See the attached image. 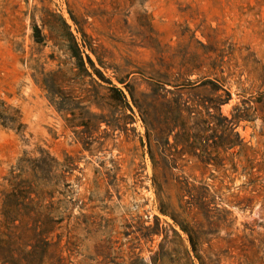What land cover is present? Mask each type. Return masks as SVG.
I'll return each instance as SVG.
<instances>
[{
	"label": "rangeland",
	"instance_id": "obj_1",
	"mask_svg": "<svg viewBox=\"0 0 264 264\" xmlns=\"http://www.w3.org/2000/svg\"><path fill=\"white\" fill-rule=\"evenodd\" d=\"M68 11L85 19L84 30L97 45L102 64L86 53L103 78L86 61L93 81L77 76L74 60L63 47L67 31L80 42ZM141 16L149 18L156 33L158 53L144 40ZM34 24L41 43L32 37ZM186 67L189 79L200 83L182 88L195 89L184 90L185 98L197 104L211 95L203 89H226L230 98L221 105V114L231 119L238 108L246 118L235 122L240 147L226 152L220 147L222 121L216 111L210 110L208 128L190 124L189 150L198 155L203 146L212 160L204 165L189 156L172 171L174 179L188 182L180 202L185 215H179L173 180L166 187L170 204L163 199V205L196 231L203 264H264V0H0V101L11 113L17 110L24 125L20 133L0 125V183L25 151L40 147L59 161L71 156L73 198L86 204L83 213L106 227L81 243L82 255H94L95 244L112 231L115 250L120 247L126 262L137 258V264H150L166 237L159 264H182L167 227L173 221L158 212L137 111L132 107L131 115L121 106L107 107L114 95L106 89L110 81L129 100L118 82L122 79L141 99V94L159 89L148 79L155 72L176 76ZM209 75L214 84L202 85ZM43 89L75 96L78 118L90 121V127L67 128ZM87 99L98 106H90ZM127 115L133 116L130 123ZM78 213L75 208L73 214ZM156 225L162 229L158 235L152 232Z\"/></svg>",
	"mask_w": 264,
	"mask_h": 264
},
{
	"label": "trees",
	"instance_id": "obj_2",
	"mask_svg": "<svg viewBox=\"0 0 264 264\" xmlns=\"http://www.w3.org/2000/svg\"><path fill=\"white\" fill-rule=\"evenodd\" d=\"M68 15L76 26L80 42H77V39L67 31L68 39L63 47L74 60L73 65L78 71L77 76H86L93 81L85 66L86 61L93 73L103 78L89 56L92 54L97 62L102 64L101 57L96 53L97 45L84 30L85 19L70 11ZM60 21L62 26L69 30L62 17ZM138 26L144 34L148 47L158 53L160 42L156 38L149 18L141 16L138 19ZM32 30L34 42L41 43L43 37L35 24ZM198 44L205 47L199 42ZM214 66H216V59L212 61L210 68L213 69ZM154 74L155 78L148 79L159 89H155L152 94H141V99L135 97L134 89L125 84L122 79L118 82L124 84L129 100L122 90L108 81L110 87L106 90L113 93L114 97L108 98L106 106L109 108L121 106L131 115H133L132 107L136 109L144 128V141L141 139L140 143L142 147H145L151 164V183L159 202L158 212L163 216H169L174 226H177L185 236L184 238L174 226L167 225L176 241L182 264H195L194 259L198 264H203L199 255L196 231L185 220L176 219L163 205V199L170 204L166 187L171 185L172 180L175 182L174 187L178 191V204L181 211L179 215H185V207L181 206L180 202L182 193L187 192L188 182L174 179L172 171L179 170L181 167L179 163L189 156H196L204 165H208L212 160L207 148L203 146L199 149L198 155L189 150L191 148L188 132L190 124H199L200 127L208 128L210 119L213 117L210 110L216 111L222 121L220 147L226 152L236 146L240 147L237 141L239 137L235 132V122L246 117L239 115L238 108H234L237 114L231 119L221 114V105L227 103L230 98L226 89H203L208 90L211 95L204 97L197 104L185 98L184 90L195 89L182 88L200 83L199 80L189 79L191 73L188 67L182 74L176 76L159 75L156 72ZM202 80V85L214 84L210 75L204 76ZM42 86L46 88L45 84ZM167 87L171 89H166ZM43 90L47 92L49 102L64 116L67 128L83 126L87 130L90 127V121L78 118L79 114L73 107L75 102L79 101L75 96L63 93L57 95L48 89ZM87 102L90 106H98L88 99ZM10 110L0 101V125L20 133L24 125L19 121L18 111H14L13 114ZM67 115L70 118L66 117ZM131 115L126 116L129 123L133 121ZM101 122L109 126L108 122ZM199 126L196 125L197 128ZM204 130L199 129L198 133ZM169 139H172V143ZM82 145L87 147L89 143L83 140ZM74 164L75 160L71 156L67 155L63 161H59L46 149L38 147L31 152H23L10 167L0 183V264H137V258L126 262L120 254V247L115 250L117 241L113 239L112 231L95 244L94 255L81 254L79 250L81 243L99 231L103 233L106 227L98 223L95 216L83 213L86 204L73 198L69 178L75 168ZM75 208L79 210L78 215L73 214ZM146 230L150 231L149 228ZM160 230H162L160 226L156 225L152 232L158 235ZM80 233L84 235L81 237ZM165 238L158 245V251L150 258V264H159L164 257ZM86 250L88 251V247Z\"/></svg>",
	"mask_w": 264,
	"mask_h": 264
}]
</instances>
